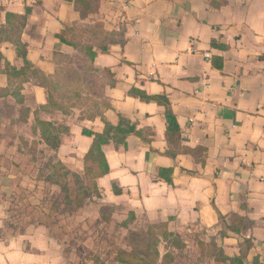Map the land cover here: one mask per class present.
<instances>
[{
    "label": "crops",
    "instance_id": "0c3cea01",
    "mask_svg": "<svg viewBox=\"0 0 264 264\" xmlns=\"http://www.w3.org/2000/svg\"><path fill=\"white\" fill-rule=\"evenodd\" d=\"M95 23L123 44L92 47L89 60L56 38ZM16 43L47 82L0 72V264H121L129 231L161 223L186 246H158L171 264H230L201 257L198 242L215 243L236 264H264V0H226L220 9L209 0H100L83 19L63 0H0L1 71L21 68ZM131 88L166 97L179 146L192 153L168 146L164 107L130 97ZM120 117L139 134L102 147L108 173L81 206L69 175L66 203L45 181L56 172L49 164L83 181L92 138L82 131L100 134L103 121L116 126ZM36 119L68 129L57 150L34 133ZM160 169L172 170L170 183ZM43 186L63 194L56 206L73 208L68 219H47L36 202ZM234 215L245 221L239 235L224 231Z\"/></svg>",
    "mask_w": 264,
    "mask_h": 264
},
{
    "label": "trees",
    "instance_id": "16d2710c",
    "mask_svg": "<svg viewBox=\"0 0 264 264\" xmlns=\"http://www.w3.org/2000/svg\"><path fill=\"white\" fill-rule=\"evenodd\" d=\"M73 4V8L79 13L80 18H86L90 14H94L98 11L100 0H63ZM210 4L215 9H220L226 4V0H209ZM26 13H29V9H26ZM9 18V16H8ZM23 18H21L22 20ZM56 38L61 44L79 49L86 55L89 60H93L95 53L92 51V47H96L102 51H107L110 45L123 44L120 39V35L114 32H107L103 29L102 24L95 23L90 27L82 28H67L56 35ZM212 47L223 49L219 44L214 41L211 42ZM17 56L22 60V66L20 69H15L9 64L5 63L3 72L8 78H18L22 83L28 82L30 78H36L42 85H46V80L42 74L34 69V67L26 60L25 46L16 43ZM2 57L0 55V62ZM213 66L217 69L222 68L221 60L214 58ZM128 95L133 98H137L143 102H154L159 106L164 107L165 118V140L168 146L172 150L180 151L183 154H190L192 150L186 148H180V130L176 119L170 109V105L165 96H149L146 93L131 88L128 91ZM2 95L0 94V97ZM18 103L21 101L18 99ZM49 105L53 109H61L49 96ZM25 113V110H22ZM20 120H24L22 116ZM104 129L102 133H92L87 130H83L82 134L91 137V145L84 157V180L82 181L77 175L70 173L59 163L52 165V168L56 172L46 178V181L51 182L60 187L61 191L66 194L64 201L69 203L68 187L65 179L71 175L74 182L79 185L77 188V194L75 197V205L81 206L83 203L90 199L92 195L98 196L96 190V180L107 175L108 165L106 163L102 147L109 142H114L117 145H124L126 139L130 135L139 134L136 132L134 125L128 120L120 117L116 126L110 125L108 122L103 121ZM39 131L40 139L51 150H57L60 147V136L68 132V129L64 126H57L53 123L42 122L39 119L35 121L34 133ZM62 171V173L60 172ZM158 176L164 179L167 183L171 182L172 170L160 169ZM84 185V186H83ZM133 218L129 216L128 219L120 224L122 227H127ZM245 225V221L242 217L234 215L232 217L231 224L229 226L224 224V231L231 235H239ZM251 225V223H250ZM222 232V237L226 236V233ZM165 243L168 247L175 250H183L186 246L178 238L174 237L172 233L168 231L167 225L164 223L156 224L148 227L144 233L135 231H129L128 244L130 246L129 252L118 251L117 261L121 264H171L173 258L169 253H166L162 257L158 252V246ZM250 248V247H248ZM198 249L201 257L214 259L215 262L236 264L238 260L228 259L224 256L221 248L217 247L215 243L204 244L198 242ZM96 264H103L98 259H95Z\"/></svg>",
    "mask_w": 264,
    "mask_h": 264
},
{
    "label": "rangeland",
    "instance_id": "374dc122",
    "mask_svg": "<svg viewBox=\"0 0 264 264\" xmlns=\"http://www.w3.org/2000/svg\"><path fill=\"white\" fill-rule=\"evenodd\" d=\"M49 166H52L49 164ZM73 180V179H72ZM46 181V178H45ZM47 182V181H46ZM57 186V185H55ZM77 186V184L73 181H70V188H75ZM59 187V186H57ZM52 186H43V189L41 190V194L37 195V205L40 207L42 206V208H44L46 210L45 212V216L47 217L48 220H50L51 222L54 221H61L62 218L68 219L69 214L72 213L73 208L67 209V208H62L60 209L58 206H56L57 204H62V202H59V200H63V194L61 193V195H57L55 193V191L52 189ZM60 188V187H59ZM64 193V192H63ZM69 193V192H68ZM77 193L72 194V196L76 197ZM57 195V196H56ZM24 197L27 199L26 202H24V205L28 203V197L25 194ZM19 200H24V198H22V196H19ZM42 211V209L39 208V210H37V212ZM68 213V214H66Z\"/></svg>",
    "mask_w": 264,
    "mask_h": 264
},
{
    "label": "built area",
    "instance_id": "2783aa9c",
    "mask_svg": "<svg viewBox=\"0 0 264 264\" xmlns=\"http://www.w3.org/2000/svg\"><path fill=\"white\" fill-rule=\"evenodd\" d=\"M205 58H206V59H209V58H210V55H209V54H206V55H205Z\"/></svg>",
    "mask_w": 264,
    "mask_h": 264
}]
</instances>
